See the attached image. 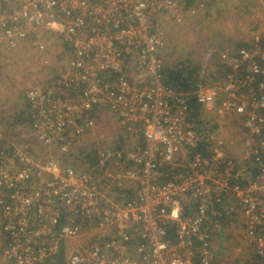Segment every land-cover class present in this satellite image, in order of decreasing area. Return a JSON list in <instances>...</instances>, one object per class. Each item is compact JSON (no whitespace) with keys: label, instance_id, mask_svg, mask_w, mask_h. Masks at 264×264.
<instances>
[{"label":"built area","instance_id":"obj_1","mask_svg":"<svg viewBox=\"0 0 264 264\" xmlns=\"http://www.w3.org/2000/svg\"><path fill=\"white\" fill-rule=\"evenodd\" d=\"M185 5L0 0V51L26 41L44 52L53 35L69 54L54 83L26 92L29 123L11 121L17 140L0 148L5 264H48L81 238L67 264H213L227 226L242 229L264 264V34L234 50H206L203 68H213L196 77L197 122L186 95L166 84L161 56L165 26L202 7ZM100 111L116 117L133 149L96 140L93 165L60 160L76 140L95 136ZM35 145L49 155L32 154Z\"/></svg>","mask_w":264,"mask_h":264},{"label":"rangeland","instance_id":"obj_2","mask_svg":"<svg viewBox=\"0 0 264 264\" xmlns=\"http://www.w3.org/2000/svg\"><path fill=\"white\" fill-rule=\"evenodd\" d=\"M186 1L184 0L185 3ZM192 2L194 5L202 3L197 14L186 15L182 24L169 23L164 28L166 45L161 56L165 69L170 67L185 73L197 69L198 74L210 72L212 65L208 64L203 68L206 50L210 48L221 52L225 49L234 50L264 34V5L261 0H192ZM44 40L47 48L44 52L32 48L26 41L20 42L15 49L0 51V76L3 82L0 111L3 112L4 118L16 116L23 110L28 113L26 92L31 88L51 85L56 76L65 70L69 54L63 50V44L53 35L44 37ZM228 134L233 138L237 135L232 130L228 131ZM16 137L17 134L0 129L2 140L0 148L10 146L8 142ZM96 140L114 151H130L136 143L122 129L113 114L100 111L95 136H85L76 140L71 154L60 160L74 168H84L83 162L75 159L72 153L83 150L87 156L94 155ZM49 151L48 148L38 145L32 148V154L39 157L49 155ZM58 152L57 148L55 154ZM242 233V229L236 226H227L223 229L214 244L213 264H256L251 249L243 242ZM1 236L0 232V238ZM85 241L81 238L68 242L66 255L72 248L85 244ZM0 243L1 248L3 244L1 240ZM0 264H5L1 254Z\"/></svg>","mask_w":264,"mask_h":264},{"label":"trees","instance_id":"obj_3","mask_svg":"<svg viewBox=\"0 0 264 264\" xmlns=\"http://www.w3.org/2000/svg\"><path fill=\"white\" fill-rule=\"evenodd\" d=\"M186 2L187 3L185 7L194 6V2H192V0H187ZM197 75H198L197 69H194V71L192 70V72L188 71L186 73L182 71H175L170 67L164 70V80L166 84L186 95L190 110V117L197 122L200 121L201 123L202 108L200 105L197 104L195 100V95L193 94L195 82L197 81L196 80ZM26 109H27V105H26ZM15 120L20 123H26V122L29 123V117L26 110L20 111L8 123ZM213 128H216V126H213ZM199 149L201 153L206 152L205 148H199ZM82 161L86 162L87 164L89 163L88 164L89 166L93 165L95 163V156L89 155L86 157L85 160ZM48 264H67L66 249L64 245L60 247L58 254Z\"/></svg>","mask_w":264,"mask_h":264},{"label":"crops","instance_id":"obj_4","mask_svg":"<svg viewBox=\"0 0 264 264\" xmlns=\"http://www.w3.org/2000/svg\"><path fill=\"white\" fill-rule=\"evenodd\" d=\"M262 1V4H263V2H264V0H261ZM222 50V49H221ZM226 50V49H225ZM228 50V49H227ZM2 77L0 76V92L2 93V79H1ZM25 102V101H24ZM25 104V103H24ZM20 105V104H19ZM19 108L20 107H18L17 109L19 110ZM15 115H11V116H8V117H6L5 116V118H4V114H3V112L2 111H0V129H5V132L7 131V132H9L8 131V125H7V127H6V124H9L8 122L14 117ZM6 124H5V123ZM3 131V130H2ZM17 140V138H13V140L12 141H10V142H14V141H16ZM10 142H8L9 143V145H11L12 143H10ZM135 145H136V143H135ZM84 164V168L88 165L87 163H83ZM128 187H130V184H128ZM120 192H119V190L118 189H116L115 190V195H118ZM0 240L2 241V243H3V237L1 236V238H0ZM0 246H1V243H0ZM0 253H1V248H0Z\"/></svg>","mask_w":264,"mask_h":264}]
</instances>
